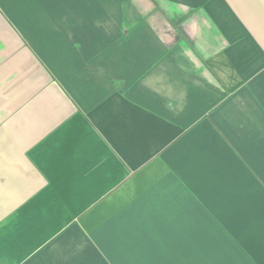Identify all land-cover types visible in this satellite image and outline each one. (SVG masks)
Returning a JSON list of instances; mask_svg holds the SVG:
<instances>
[{
    "label": "crops",
    "instance_id": "obj_1",
    "mask_svg": "<svg viewBox=\"0 0 264 264\" xmlns=\"http://www.w3.org/2000/svg\"><path fill=\"white\" fill-rule=\"evenodd\" d=\"M0 264H264V0H0Z\"/></svg>",
    "mask_w": 264,
    "mask_h": 264
}]
</instances>
